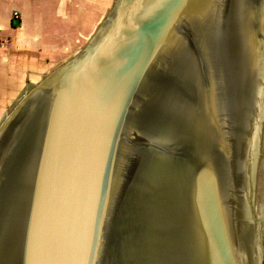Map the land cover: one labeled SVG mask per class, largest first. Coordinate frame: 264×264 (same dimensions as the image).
I'll return each mask as SVG.
<instances>
[{
    "label": "water",
    "instance_id": "obj_1",
    "mask_svg": "<svg viewBox=\"0 0 264 264\" xmlns=\"http://www.w3.org/2000/svg\"><path fill=\"white\" fill-rule=\"evenodd\" d=\"M206 2L207 0H116L83 50L75 58L56 68L15 104L0 126V138L7 133L11 121L14 122L19 114L30 109L32 113L25 120V128H30L33 132L29 141L24 143L21 156L24 159L23 154L28 144L29 148L32 145V154L29 162L27 159L28 165H25V173L21 178L22 191L12 216L13 220L19 217L16 235L8 231L0 234V264H87L91 245L89 248L90 236L86 220L91 204L92 244V241L98 242L101 238L97 223L101 219L109 192L114 185L122 188V179L116 180L126 166L124 162L129 152L132 155L136 153L139 157L138 169L135 175L133 173V190L130 196L135 189H139L138 196L146 193L149 194L148 199H153L155 191L162 198V192L156 190V170L147 169L148 164L154 166L149 161L151 155H154V150L151 151L154 146L152 132L159 128L153 126V121L150 124L148 115L161 109L163 94L169 92L166 86L170 82L162 83L164 80H158L160 73L162 74V66L159 65L169 63L168 71L163 74L167 78L171 74L174 76L176 72L177 76L181 74L180 62L184 59L181 50H186L188 43H194L197 36V32L193 36L194 30L190 24L195 16L204 12ZM19 25L18 20L12 22L13 27L17 28ZM260 40L264 44V37ZM191 53L192 51L188 56ZM184 75L185 71L177 81L181 82ZM141 115L145 117L142 120ZM263 128L264 106L261 110L255 161L256 183L249 196L248 213L245 217L242 216V224L233 219L227 221L228 226L224 223L213 225L215 223L210 221L209 213L205 214L200 208L190 226L186 225L181 215L178 216V226L182 227L178 234L180 238L190 241L187 247L190 264H223L222 258L219 257L218 261L216 255L220 252L225 258L224 264H238L231 240L234 244L237 242L238 231L233 237V230L235 232L241 226L242 239L245 236L244 228H251L256 233L257 263L263 264L264 246L260 232L264 228L261 227L264 217L254 212L255 195L263 180L260 177V182L258 181V169L261 167V159H264L261 153ZM141 131L142 135L139 134ZM146 137L150 139L148 149L143 148ZM63 160L68 163L65 168ZM88 160V195H79L75 202L74 191L82 186V178L85 177L82 170ZM74 168L77 169L76 173L73 172ZM147 170L150 172L146 178L143 177L146 184L134 185L143 180L140 174ZM165 170L169 172L168 175L172 173ZM79 172L81 181L78 185ZM54 179H67L66 183H61V193H65L64 198H60L58 202L57 199L50 200ZM170 188L172 189V185ZM116 192L117 196L121 193L119 189ZM171 193L173 194V190L170 196L165 197L167 206ZM29 202L26 217L25 208L27 209ZM58 203L61 216L57 226L54 209ZM192 204L197 205L193 200ZM64 213L71 218L64 216ZM49 221L51 226H48ZM227 230L230 231L231 240ZM15 250L17 256L12 255ZM237 250L240 254L239 246ZM204 253L207 257L200 258Z\"/></svg>",
    "mask_w": 264,
    "mask_h": 264
},
{
    "label": "bare ground",
    "instance_id": "obj_2",
    "mask_svg": "<svg viewBox=\"0 0 264 264\" xmlns=\"http://www.w3.org/2000/svg\"><path fill=\"white\" fill-rule=\"evenodd\" d=\"M206 3L204 12L195 16L190 24L193 36L196 32L197 36L194 43L189 42L186 50H181L184 58L180 62L181 74L177 76L176 72L167 78L163 74L168 71L169 63L159 65L162 66V74L158 80L170 82L166 86L169 92L163 94L161 109L148 115L153 126L155 119H162L160 124L156 122L158 130L152 132L154 146L151 151L154 150V155L149 161L154 166L148 164L147 169L156 170V190L162 192V198L155 191L153 199H148L149 194L146 193L138 196L139 189L130 196L139 157L129 152L124 162L126 166L116 180L122 179V188L114 185L109 192L97 223L101 238L92 244L91 204L86 220L89 248L91 245L87 264H190L187 251L190 241L178 234L182 229L177 223L178 216L181 215L190 226L200 208L205 214L209 213L210 221L215 223L213 225L224 223L228 226L229 193L234 189L238 194L242 191L239 195L242 198L239 208L244 207L240 212L241 224L242 216L248 213L249 196L256 183L255 161L264 106V44L260 40L264 37V0H207ZM184 71L182 81H177ZM30 112L28 109L19 114L0 138V234L8 231L16 235L19 223V217L13 220L12 216L22 191L25 165L32 154V145L29 148L28 144L22 159L24 143L29 141L33 132L25 128ZM161 112L163 117L159 116ZM140 117L141 120L145 118L143 115ZM62 165L65 168L68 163L63 160ZM76 167L81 169L78 165ZM165 169L172 173L168 175ZM76 170L74 168L73 172ZM82 171L85 177L82 178V186L75 188V202L79 195H88L90 160ZM149 172L140 174L141 178H146ZM230 176L238 181L231 182ZM144 178L134 185L146 184ZM80 181L79 172L78 185ZM62 182L66 183L67 179L53 180L50 200L57 199L58 202L64 198ZM117 189L121 191L118 196ZM172 190L167 206L165 197L170 196ZM29 205L30 202L25 208L26 217ZM59 208L60 203L54 209L57 226L61 216ZM65 215L68 216L67 213ZM74 216L75 209L73 220ZM239 216L234 220L239 221ZM48 226H51L50 221ZM216 232L220 236L219 229ZM229 232L227 230L231 240ZM244 232V243H241V234V244L237 242L240 254L236 251L237 243L231 240L236 260L238 264H258L256 233L251 228H244ZM236 234L237 230H233V237ZM220 253L216 254L218 261L220 257L224 264L225 258ZM12 255L17 256V251H12ZM206 257L205 253L200 256Z\"/></svg>",
    "mask_w": 264,
    "mask_h": 264
},
{
    "label": "crops",
    "instance_id": "obj_3",
    "mask_svg": "<svg viewBox=\"0 0 264 264\" xmlns=\"http://www.w3.org/2000/svg\"><path fill=\"white\" fill-rule=\"evenodd\" d=\"M86 2L81 8L79 0H0V112L42 59L53 58L64 46L73 48L78 34L93 31V0ZM13 12H18L17 19ZM15 20L20 22L17 28L12 26ZM64 29V40L57 41Z\"/></svg>",
    "mask_w": 264,
    "mask_h": 264
},
{
    "label": "rangeland",
    "instance_id": "obj_4",
    "mask_svg": "<svg viewBox=\"0 0 264 264\" xmlns=\"http://www.w3.org/2000/svg\"><path fill=\"white\" fill-rule=\"evenodd\" d=\"M79 2H80L81 8H84L85 4L87 3L86 0H79ZM115 2H116V0H93V17L90 20L91 23L93 22V31L88 33V34H86L84 31H83L84 34H82V33L78 34L79 35L78 37H80V38L75 42L73 48H69V47L65 48V46H64V49L60 53L56 54L53 58L47 57L46 59H44V61L42 59V61H40V62H42V64L39 65L38 68H34V67L32 68V71H31V74L29 75V77H27L24 80L23 84H21V91L19 92V94L12 101H10V103L7 107L3 108V110L0 112V126L3 123L5 117L11 112V110L15 106V104L19 100H21L25 94H27L34 86L39 84L46 76L51 74L56 68L64 65L69 60L75 58L83 50V48L89 42V40L91 39V37L93 36V34L97 30V28L100 26V24L106 18V16L110 13V11L112 10V8L115 5ZM89 3L92 4L91 1ZM82 11L83 10H80L81 13H82ZM65 35H66V29L62 30L61 32L59 31L57 33L55 39L56 40L58 39L57 41L60 40L62 42L64 40ZM159 116L163 117V113L161 112L159 114ZM161 119L162 118L156 119V121L154 122V125L157 126L158 123L160 124ZM157 121H158V123H156ZM143 141H144L143 142V148L148 149L150 147V145L148 144V146H147V143H148V141L150 143V139L148 137H146ZM261 148H262L261 153H263V155H264V128H263V138H262V147ZM261 168H262V171L264 174V159L263 158L261 159ZM261 168L258 169V173H259ZM258 178H259L258 181L260 182V173H259ZM230 180H231V182H234V181L237 182L238 181L236 178L234 179V177L232 178L231 176H230ZM238 186L239 185L237 183L236 187H238ZM237 191L238 190L234 189L229 193L230 198H231L230 204H229L230 206L228 207L229 216H230L229 220L236 219V217H238L240 215V212L242 213L244 211V207H243V209L239 208L241 205V200H242V198L240 199L239 195H242V191H240L239 194ZM244 193L246 194V191ZM231 202H232V205H231ZM254 212H255V214H258L260 216L263 215V217H264V179L262 180L261 185H259L258 192H256V195H255ZM239 217H240V220L237 222L239 224H241V222H240L241 221V215ZM261 227H264V223H261ZM237 231H238V235H240L241 234V227ZM260 233H261V236L263 238V246H264V228H262ZM239 237L240 236H238L237 242L239 241V244L244 243V241H243L244 238L241 239V243H240ZM263 264H264V258H263Z\"/></svg>",
    "mask_w": 264,
    "mask_h": 264
},
{
    "label": "built area",
    "instance_id": "obj_5",
    "mask_svg": "<svg viewBox=\"0 0 264 264\" xmlns=\"http://www.w3.org/2000/svg\"><path fill=\"white\" fill-rule=\"evenodd\" d=\"M12 18L17 19L18 18V12H13L12 13Z\"/></svg>",
    "mask_w": 264,
    "mask_h": 264
},
{
    "label": "flooded vegetation",
    "instance_id": "obj_6",
    "mask_svg": "<svg viewBox=\"0 0 264 264\" xmlns=\"http://www.w3.org/2000/svg\"><path fill=\"white\" fill-rule=\"evenodd\" d=\"M260 168H261V167H260ZM260 173L262 174L260 177H261L262 179H264V174H263L262 168L260 169Z\"/></svg>",
    "mask_w": 264,
    "mask_h": 264
}]
</instances>
